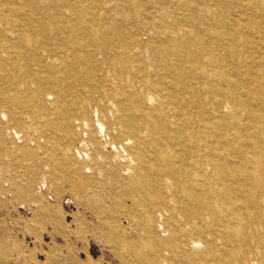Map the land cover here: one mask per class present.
I'll return each instance as SVG.
<instances>
[{
	"label": "rangeland",
	"instance_id": "1",
	"mask_svg": "<svg viewBox=\"0 0 264 264\" xmlns=\"http://www.w3.org/2000/svg\"><path fill=\"white\" fill-rule=\"evenodd\" d=\"M31 1L23 5L22 0H0V99L4 101L0 105V264H166L155 255L154 247L141 243L142 230L136 224L143 210L137 202L141 194L127 190L134 172L135 161L129 151L134 141L124 137L116 125L117 105L99 91L117 78L108 62L117 49L114 33L107 34V48L95 55L96 73L90 82L97 87L91 93L87 86L75 84L74 71L69 69L75 65L71 56L64 54L70 53L66 31L71 25L58 21L63 18L64 4L73 0H54L51 5ZM94 1L96 12L114 17L112 21L127 40L139 38L148 47L163 45L166 40L165 34L153 37L155 25L172 28L169 21L173 16L181 27L188 25L181 6L171 0H136L134 23L131 13L114 7L115 0ZM193 2L200 7L194 30L217 47L223 58L219 65L229 72L233 89L245 103L246 111L240 113L245 133L264 142V133H259L251 118L264 115V0ZM17 8H23L24 13L17 15ZM165 9L170 14L162 18ZM213 9L218 11L215 20ZM26 14H34L39 22L27 28L23 23ZM50 14L56 22L53 28L60 30L48 34L43 29ZM16 19L19 26L13 24ZM112 21L99 20L97 30ZM211 25L224 27L222 40L211 35ZM25 29L32 38L30 49L25 48ZM201 65V61L196 64ZM150 69L157 84L170 80L156 63ZM204 69L207 81L212 68ZM46 70L61 82H33V74L45 75ZM133 81L126 87L133 103L153 101L154 96ZM39 84L44 92L36 97ZM221 87L228 88V84ZM210 98L225 118L236 107L221 91ZM37 106L44 111L33 116ZM231 132L235 129L226 128L225 136L231 138ZM140 134L145 137L146 132ZM168 184L171 187L169 181L164 187L170 191ZM150 214L152 234H166L165 213L155 208ZM222 230L221 221L206 217L187 225V255L183 263L168 264H264V228L251 231L249 225L245 227L244 233L249 232L254 240L243 244L240 263L227 257L237 241Z\"/></svg>",
	"mask_w": 264,
	"mask_h": 264
},
{
	"label": "bare ground",
	"instance_id": "2",
	"mask_svg": "<svg viewBox=\"0 0 264 264\" xmlns=\"http://www.w3.org/2000/svg\"><path fill=\"white\" fill-rule=\"evenodd\" d=\"M115 1L117 4L114 7L121 6V10L131 13L134 23L136 0ZM171 1L181 6L183 21L192 27H181L180 21L174 16L169 21L172 28L163 24L155 25L157 30L154 28L151 32L153 37L165 34L166 40L163 45L161 43L154 47H148L139 38L127 40L121 27L112 21L114 17H105L96 12L94 0L69 1L64 4L63 18L58 21L71 25V30L66 31L69 38L66 44L70 47V53L64 54L71 56L75 65L74 68L69 67L74 71L75 84L87 86L92 93L97 87L90 82L96 73L95 55L101 48H107V34L114 33L113 42L117 49L113 57H108V62L117 71V78L99 91L101 96L117 105L119 115L116 116V125L124 137L134 141L129 151L135 165L127 190L141 194L137 202L143 206V210L136 223L142 230L141 243L146 248L154 247L155 255L166 264L183 263L187 255L184 252L185 227L206 217L221 221L224 234L237 241L236 248L230 250L227 257L234 263H240L243 244L254 240L249 232L247 235L244 233L245 227L249 225L251 231L264 228V142L245 133L240 120V113L246 111L245 103L233 89L235 83L229 78V72L219 65L223 58L217 53V47L194 30L198 28L200 7L193 0ZM22 2L23 5H30L32 1ZM42 2L47 5L56 3L54 0ZM22 10L17 8L15 12L17 15L23 14ZM117 12L115 15H118ZM162 13V18H166L165 15H169L170 11L165 9ZM211 15L215 20L218 11L213 9ZM49 16L44 33L58 32L60 28L52 26L56 25L53 15ZM106 18L112 22L97 30L99 20ZM19 22L16 19L13 24L19 26ZM38 22L39 18L34 14H26L23 23L28 28ZM211 28V35L222 40L224 27L211 25ZM22 36L27 49L28 41L32 40L29 30L24 31ZM25 55L28 56V53L25 52ZM200 61L202 65L196 66ZM152 63H156L164 78L170 80L158 84L154 82L150 69ZM205 66L212 68L207 77L208 82L205 80ZM53 74L50 70H46L45 75L33 74V82H61V78ZM131 79L136 80L132 83H138L152 94L153 101L134 104L126 90ZM221 84H228V88L224 89ZM39 85L34 91L36 97L44 92V88ZM219 91L237 107L230 111L227 118L212 105L210 97ZM176 92L178 95L174 94ZM168 103L171 105L166 106ZM2 104L4 101L0 99ZM192 107L197 109H190ZM43 111L41 106H37L32 115ZM154 114L159 117L155 118ZM251 118L259 133H264V115H252ZM230 127L235 129V132L230 133L231 138L224 133ZM142 131L146 132L145 137L141 136ZM67 156L64 153V157ZM168 181L171 183V187L168 184L170 191L164 187ZM155 208L165 213L166 234L163 236L152 234L153 220L150 213ZM208 249L211 250V245H208Z\"/></svg>",
	"mask_w": 264,
	"mask_h": 264
}]
</instances>
